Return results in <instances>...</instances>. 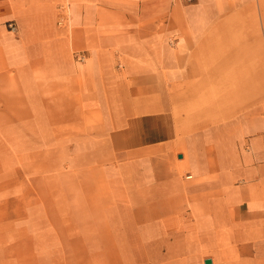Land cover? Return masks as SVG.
Returning <instances> with one entry per match:
<instances>
[{
  "label": "crops",
  "instance_id": "crops-1",
  "mask_svg": "<svg viewBox=\"0 0 264 264\" xmlns=\"http://www.w3.org/2000/svg\"><path fill=\"white\" fill-rule=\"evenodd\" d=\"M258 1L0 0V104L70 137L42 264H191L264 231V122L206 121L183 98L191 58Z\"/></svg>",
  "mask_w": 264,
  "mask_h": 264
},
{
  "label": "rangeland",
  "instance_id": "rangeland-1",
  "mask_svg": "<svg viewBox=\"0 0 264 264\" xmlns=\"http://www.w3.org/2000/svg\"><path fill=\"white\" fill-rule=\"evenodd\" d=\"M213 33L191 58L196 82L183 98L195 108L187 113L212 122L235 114L264 122V1L235 7ZM168 43L177 45L174 38ZM21 111L20 105L0 104V264H42L39 242L49 238L37 230L39 210L56 207L55 160L69 154L64 126L26 120ZM60 140L62 154L56 151ZM260 231L246 238L238 234L231 245L222 239V246H203L191 264H207L206 255L215 258L212 264H264Z\"/></svg>",
  "mask_w": 264,
  "mask_h": 264
},
{
  "label": "built area",
  "instance_id": "built-area-1",
  "mask_svg": "<svg viewBox=\"0 0 264 264\" xmlns=\"http://www.w3.org/2000/svg\"><path fill=\"white\" fill-rule=\"evenodd\" d=\"M10 29L12 30V31H16L17 30V27H16V25L15 24H10Z\"/></svg>",
  "mask_w": 264,
  "mask_h": 264
},
{
  "label": "water",
  "instance_id": "water-1",
  "mask_svg": "<svg viewBox=\"0 0 264 264\" xmlns=\"http://www.w3.org/2000/svg\"><path fill=\"white\" fill-rule=\"evenodd\" d=\"M205 262H206L207 264H210V263H212V259H211V258H207V259L205 260Z\"/></svg>",
  "mask_w": 264,
  "mask_h": 264
},
{
  "label": "bare ground",
  "instance_id": "bare-ground-1",
  "mask_svg": "<svg viewBox=\"0 0 264 264\" xmlns=\"http://www.w3.org/2000/svg\"><path fill=\"white\" fill-rule=\"evenodd\" d=\"M249 47V46H248ZM248 54V53H247ZM254 54V53H253ZM235 57V56H234ZM224 61H226V60H224ZM190 175V174H189ZM192 176H188V178H191Z\"/></svg>",
  "mask_w": 264,
  "mask_h": 264
}]
</instances>
